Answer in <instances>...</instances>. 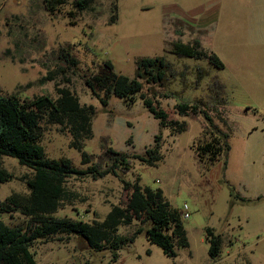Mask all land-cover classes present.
<instances>
[{
  "label": "rangeland",
  "instance_id": "1",
  "mask_svg": "<svg viewBox=\"0 0 264 264\" xmlns=\"http://www.w3.org/2000/svg\"><path fill=\"white\" fill-rule=\"evenodd\" d=\"M207 0H96L78 12L69 1L60 12L49 13L42 0H0V94L20 99L48 94L56 97L57 86H67L81 104L93 105L92 136L82 149L71 146V135L59 125H44L41 144L50 159H70L78 169L96 164L107 168L116 155L130 160L119 176L73 174L66 186L76 193L55 213L91 221L102 220L114 204L124 205L126 190L121 179L161 189L164 198L180 213L187 204L189 216L182 217L188 246L175 245L176 255L149 241L148 223L133 220L119 226L118 234L132 242L119 250L111 264H264V31H244L249 24L233 13L228 23L213 24L200 40L203 49L214 52L224 63L218 67L207 57L179 56L171 51L176 40L189 41L171 28L175 19L205 18L198 9ZM117 19L109 22L113 5ZM69 10L75 11L74 24ZM233 12V11H232ZM180 27V26H179ZM67 53L76 59L68 63ZM162 55L170 63L162 85L144 83L143 92L156 108L168 113L160 123L144 105L141 94L127 102L116 88L103 105L85 83V77L102 65L132 83L136 60ZM51 79H45L48 75ZM155 92V94H153ZM195 104L208 113L215 126L228 134L230 149L209 165L200 160L196 144L204 137L208 122L203 113H180L177 105ZM160 135L158 156L143 161L146 150ZM82 151L90 161H82ZM3 166L14 175L0 183V201L11 193L28 194L22 176L33 170L11 156ZM240 194L248 202L229 205ZM235 201V200H233ZM233 203V202H232ZM11 225L24 222L18 213L5 214ZM222 236L216 258L209 254L205 229ZM36 264H109L110 249L92 250L75 235H57L38 240L32 247Z\"/></svg>",
  "mask_w": 264,
  "mask_h": 264
},
{
  "label": "trees",
  "instance_id": "2",
  "mask_svg": "<svg viewBox=\"0 0 264 264\" xmlns=\"http://www.w3.org/2000/svg\"><path fill=\"white\" fill-rule=\"evenodd\" d=\"M72 1L74 10L78 12L89 9L96 0H42L46 10L51 14L60 12L62 6ZM113 15L109 22L117 19V6L113 5ZM70 24H74L75 11L67 13ZM171 51L179 56L207 57L218 67L223 63L213 54L201 48L197 41L192 43L176 40ZM68 63L75 64L76 59L67 53ZM170 63L162 55L144 56L136 60L135 76L132 83L122 86L121 78L108 66L102 65L89 76L85 83L103 105H107L108 96L116 88L123 94L127 102H133L136 93L141 94L145 106L155 118L164 124L168 121V113L156 108L152 97L143 92L144 83L150 86L162 85L168 77ZM49 74L45 79H51ZM56 97L48 94L36 95L29 99H20L16 94H0V183L9 181L14 175L2 164L3 156L14 157L18 163L33 170L31 176H22L29 188L28 194L11 193L0 201V216L18 213L24 222L18 225L6 223L0 219V264H36L32 247L38 240H49L57 235L80 237L92 250L110 249L109 264L119 257V250L132 242L139 227L129 237L118 234L119 226L130 224L133 220L148 223L146 234L150 242L160 246L167 256H175V245L188 246V238L181 213L164 198L161 189L141 186L137 182L130 183L121 179L126 190L124 205L114 204L104 219L91 221L68 216L57 217L55 213L66 201L72 200L76 193L66 186L67 177L91 175L100 177L108 173L119 176L116 168L126 172L130 168V160L126 155L109 151L116 157L107 168H99L93 164L86 169L74 167L68 158L50 159L46 156L41 144L44 125L56 124L71 135V146L81 150L86 139L92 136L93 105L81 104L78 96L67 86L56 87ZM155 94V92L153 93ZM180 113H203L208 122L204 129L206 138L196 144L200 160L208 166L227 154L230 145L228 134L215 126L206 111L197 105L180 103ZM160 135L155 136V144L148 147L143 161H152L158 156ZM82 161H90V155L82 151ZM233 198L242 201L249 199L231 192ZM234 200V199H233ZM233 200H230L232 205ZM205 239L209 244V254L216 258L222 245V236L215 233L212 227L205 229ZM68 264H81L70 262Z\"/></svg>",
  "mask_w": 264,
  "mask_h": 264
},
{
  "label": "crops",
  "instance_id": "3",
  "mask_svg": "<svg viewBox=\"0 0 264 264\" xmlns=\"http://www.w3.org/2000/svg\"><path fill=\"white\" fill-rule=\"evenodd\" d=\"M198 9L207 10L205 18L196 19L193 17L195 14H192L190 21H187L188 19L185 18L175 19L180 27L174 25L171 31L174 35L177 33H181V35L185 34L189 39L187 42L192 43L197 41L201 48L203 47L200 40L203 38L207 29L213 24H220L223 21L228 23L233 13L240 12L241 19L249 24V28L244 31H264V0H207L203 2ZM210 53L215 55L222 62L217 54L214 52ZM222 67H224V63ZM238 195L244 197L243 195ZM244 198L251 199L248 197ZM234 200L232 204L238 201L248 202L238 198H234Z\"/></svg>",
  "mask_w": 264,
  "mask_h": 264
},
{
  "label": "built area",
  "instance_id": "4",
  "mask_svg": "<svg viewBox=\"0 0 264 264\" xmlns=\"http://www.w3.org/2000/svg\"><path fill=\"white\" fill-rule=\"evenodd\" d=\"M181 216L187 218L189 216L188 206L187 204H184L183 210L181 212ZM2 217L0 216V219Z\"/></svg>",
  "mask_w": 264,
  "mask_h": 264
}]
</instances>
